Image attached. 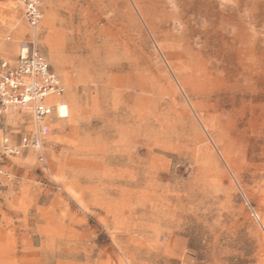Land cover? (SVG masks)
Instances as JSON below:
<instances>
[{
    "label": "rangeland",
    "instance_id": "obj_1",
    "mask_svg": "<svg viewBox=\"0 0 264 264\" xmlns=\"http://www.w3.org/2000/svg\"><path fill=\"white\" fill-rule=\"evenodd\" d=\"M186 2L44 0L35 31L0 0V58L34 42L67 106L45 122L44 162H5L0 264H264V84L229 72ZM214 4L264 69V0ZM33 129L27 109L1 112L0 150Z\"/></svg>",
    "mask_w": 264,
    "mask_h": 264
},
{
    "label": "built area",
    "instance_id": "obj_2",
    "mask_svg": "<svg viewBox=\"0 0 264 264\" xmlns=\"http://www.w3.org/2000/svg\"><path fill=\"white\" fill-rule=\"evenodd\" d=\"M14 2L22 7L26 23L36 31L43 19L44 0ZM65 91L63 82L52 69L47 56L34 42L21 43L14 62L0 58V113L9 108L27 109L34 127L30 133L22 134L17 144H11L10 137L4 135L3 148L0 150V181L12 178L5 166L6 160L19 156L25 149L37 151L40 162L45 161V122L58 110V105L50 102V99L61 98Z\"/></svg>",
    "mask_w": 264,
    "mask_h": 264
},
{
    "label": "bare ground",
    "instance_id": "obj_3",
    "mask_svg": "<svg viewBox=\"0 0 264 264\" xmlns=\"http://www.w3.org/2000/svg\"><path fill=\"white\" fill-rule=\"evenodd\" d=\"M185 4H189L197 15L207 19L205 27L211 32L210 34H216L214 36L221 41V53L223 52V55L232 66L229 72L237 77H242L250 88L256 87V83L264 84V69L258 62V38L253 37L250 39V36L245 32L246 30L241 27V32L236 33L234 31L235 34L231 37V40H227L228 34L226 33L227 28L223 25L224 20H221L220 25H217L215 20L210 19L215 15V11L212 10V7L215 6L214 0H191L190 2L188 0ZM233 26L236 30L237 24H233ZM58 106L61 116H67V106L64 104Z\"/></svg>",
    "mask_w": 264,
    "mask_h": 264
}]
</instances>
